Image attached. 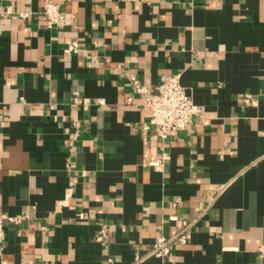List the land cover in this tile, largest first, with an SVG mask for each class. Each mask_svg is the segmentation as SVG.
Instances as JSON below:
<instances>
[{"label":"crops","instance_id":"obj_1","mask_svg":"<svg viewBox=\"0 0 264 264\" xmlns=\"http://www.w3.org/2000/svg\"><path fill=\"white\" fill-rule=\"evenodd\" d=\"M48 1L60 28L46 27ZM8 8L0 216L19 222L4 221L0 264H264V0ZM130 75L150 87L180 75L201 113L163 142ZM172 216L192 223L187 243L150 255L180 228Z\"/></svg>","mask_w":264,"mask_h":264},{"label":"built area","instance_id":"obj_2","mask_svg":"<svg viewBox=\"0 0 264 264\" xmlns=\"http://www.w3.org/2000/svg\"><path fill=\"white\" fill-rule=\"evenodd\" d=\"M13 11L8 8L5 11H0V17L11 15ZM20 16L27 17V13H21ZM43 16L45 18L46 27L49 29L60 28L65 19L62 13L61 6L53 1H48ZM79 50V44L73 42L67 49L66 53H76ZM130 83L136 90L144 96L145 105L150 112V125L154 126L157 135L165 142L173 135L184 131L193 121L196 115H199L202 108L198 106L192 99L188 89L181 83L180 75L164 76L161 82L154 86H144L139 81L136 75H130ZM243 101L250 104V99L246 98ZM100 104H103L100 101ZM163 160L151 162L150 165L154 168H160ZM172 222L180 221V228L178 231L170 236L162 235L154 243L150 255L166 259L170 256L174 244H186L188 233L191 229L192 223L187 219H179L172 216L169 218ZM17 223L19 219L8 215L0 216V250H3L5 241L4 221ZM107 232L103 227L101 229L100 241H106ZM264 253V245L260 247ZM139 261V259H137Z\"/></svg>","mask_w":264,"mask_h":264}]
</instances>
